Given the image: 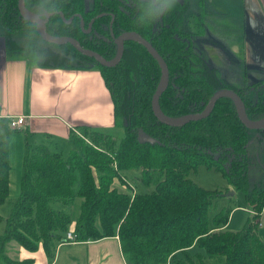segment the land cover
I'll return each instance as SVG.
<instances>
[{"label":"trees","instance_id":"16d2710c","mask_svg":"<svg viewBox=\"0 0 264 264\" xmlns=\"http://www.w3.org/2000/svg\"><path fill=\"white\" fill-rule=\"evenodd\" d=\"M24 5L40 18L50 14L48 35L73 38L107 61L116 56L115 39L124 32L148 41L167 67L168 84L158 104L169 118L202 112L222 88L240 97L249 120L264 117V94L250 100L248 89L228 84L194 48L205 22L202 12L187 15L188 0H24ZM81 23L85 30L91 24L89 33ZM0 26L9 55L30 65H94L109 94L114 126L123 127L118 143L109 133L85 126L70 136L65 150L26 143L19 197L0 235V264H36L39 247L49 258L55 243L68 242L67 233L74 236L71 242L117 237L131 264H264V244L257 235L264 206V127L247 129L226 97L217 99L203 119L179 127L161 123L151 111L159 66L133 40L124 41L118 63L105 67L70 44L43 41L37 26L19 15L17 0H0ZM8 123L0 120V205L9 197L8 136L15 129ZM139 130L152 142L139 143ZM249 131L255 132L252 140ZM198 163L214 167L227 185L244 192L253 215L238 232L224 228L231 208L209 219L222 192L200 188L188 178ZM123 171L136 175L128 180ZM134 181L143 192L133 191Z\"/></svg>","mask_w":264,"mask_h":264},{"label":"crops","instance_id":"0c3cea01","mask_svg":"<svg viewBox=\"0 0 264 264\" xmlns=\"http://www.w3.org/2000/svg\"><path fill=\"white\" fill-rule=\"evenodd\" d=\"M193 1L204 14L205 38L239 44L248 69L256 73L264 69V0H188L189 6ZM0 117L24 118L22 126L13 131L18 133L8 136L10 174L12 141H17L22 152L26 143L31 147L54 145L60 151L69 147L70 136L78 134L80 126L98 131L115 127L109 94L92 64L56 68L30 65L6 51L1 26ZM248 212L253 215L252 210ZM260 215L257 235L264 244V206ZM34 259L36 264H131L123 257L117 237L58 242L49 258L39 247Z\"/></svg>","mask_w":264,"mask_h":264},{"label":"rangeland","instance_id":"374dc122","mask_svg":"<svg viewBox=\"0 0 264 264\" xmlns=\"http://www.w3.org/2000/svg\"><path fill=\"white\" fill-rule=\"evenodd\" d=\"M199 12L200 10L196 2L193 1L189 6L187 15H197ZM193 45L196 50H202L204 56H207L208 65L215 68L220 77H222L225 81H227L229 84H231L233 87H236L237 89H248L247 96L250 100L255 101L258 97H260V95L264 94V84L251 85L254 82L264 81V69L257 70V73L248 69V67L243 62L239 44L209 41V39L205 38L204 23V31L202 35L195 36V39L193 40ZM37 56L39 60L43 59V55L40 52L37 54ZM103 132H107L112 135L116 141L115 143H118V141L123 137V127L120 126L114 127L111 130H104ZM16 133L18 132H14L10 135ZM254 135V131H249V140H252ZM17 147V141H12L10 157L12 170L10 174L9 197L5 201V203L0 205V216L2 217V221L0 223V235L3 233L5 219L8 217L11 204L15 199L19 197V179L21 175L22 165L21 155L23 157L22 153H24L25 147H23V152L21 151V149H17ZM49 148L52 151H57L54 145H50ZM262 151L263 153L261 159L262 163L264 164V145L262 146ZM62 155L66 156V153L62 152ZM135 173L132 171H123L122 175H125L127 179L130 180V177ZM188 178L200 188H204L206 190H221V197L217 198L214 206L209 211V219H213L223 208H234L230 213V220H228L226 230L230 232H238L240 229H242V225L244 224L246 219L251 217L249 216L250 214L248 212V210L251 211V208H249V206L246 204L245 194L243 191H235L231 186L227 185L226 180L222 178L221 174L214 167L206 166L202 163H198L196 165V168L190 171ZM130 185L133 191L135 192L144 191V188L136 181H134V185ZM123 191L129 192V190L127 189H123ZM229 191H233L234 195H226ZM78 202L79 200H77V203ZM12 246L13 244H10L8 248ZM12 255L13 254L10 252L11 257Z\"/></svg>","mask_w":264,"mask_h":264},{"label":"water","instance_id":"95a60500","mask_svg":"<svg viewBox=\"0 0 264 264\" xmlns=\"http://www.w3.org/2000/svg\"><path fill=\"white\" fill-rule=\"evenodd\" d=\"M17 8L19 15L27 20L30 23H34L37 26L38 34L42 38L43 41L52 43L54 45H63V44H70L72 47L80 52L81 54L85 56H89L94 59L95 62L99 63L100 65H103L105 67H111L114 66L116 63L119 62L122 52H123V46L124 41L126 40H133L140 44L142 47L146 49V51L152 56V58L157 62L159 69H160V80L158 83V86L152 96L151 99V111L153 113V116L160 121L161 123L172 126V127H179L182 126L190 121H197L200 119L205 118L212 110L214 103L217 99L221 97H226L231 99L237 109L238 117L242 124L250 130H259L264 127V118H262L259 122H252L247 118L245 108L243 103L241 102L240 98L230 89L222 88L217 90L213 93V95L210 97V99L207 102V105L203 109L202 112L196 113V114H189L181 118L172 119L167 116H165L158 104L159 97L163 93V91L166 89L168 84V71L167 67L162 60V58L158 55L156 50L152 47V45L141 38L138 34L134 32H124L122 33L118 38L115 39V44L117 46V53L114 59L107 61L104 58H102L99 54L83 49L79 43L70 37H52L48 35L45 31V23L47 22L50 14H47L45 18H40L32 13H30L24 5V0H17ZM69 23V21H66ZM81 28H83V23L80 24ZM84 29V28H83ZM91 29V24H89L88 28L85 30L86 33H89ZM137 140L139 143H146V142H152V138L149 137L147 134H145L142 130H139L137 132ZM231 192V191H230ZM231 194V193H230ZM227 195V194H226Z\"/></svg>","mask_w":264,"mask_h":264},{"label":"built area","instance_id":"2783aa9c","mask_svg":"<svg viewBox=\"0 0 264 264\" xmlns=\"http://www.w3.org/2000/svg\"><path fill=\"white\" fill-rule=\"evenodd\" d=\"M23 121H24L23 117L11 118V119H9V123L8 124H9L10 128L17 129V128L22 126ZM261 222H262V218H261V215H260L257 218V223L260 224ZM65 238L69 242V241H73L74 236L71 233H67Z\"/></svg>","mask_w":264,"mask_h":264},{"label":"bare ground","instance_id":"6f19581e","mask_svg":"<svg viewBox=\"0 0 264 264\" xmlns=\"http://www.w3.org/2000/svg\"><path fill=\"white\" fill-rule=\"evenodd\" d=\"M24 19V18H23ZM52 37H54V36H52ZM89 57V56H88ZM234 92V91H233ZM235 93V92H234ZM236 94V93H235ZM237 95V94H236ZM238 96V95H237ZM239 97V96H238ZM240 98V97H239ZM241 100V99H240ZM233 102V101H232ZM242 102V101H241ZM234 103V102H233ZM215 104V103H214ZM235 105V104H234ZM236 107V106H235ZM237 110V109H236ZM264 118V117H263ZM251 121V120H250ZM260 121V120H259ZM259 121H252V122H259ZM231 193V194H230ZM234 194V192L233 191H229L228 193H227V195L228 196H232ZM166 264H172V263H170L169 261L166 263Z\"/></svg>","mask_w":264,"mask_h":264},{"label":"flooded vegetation","instance_id":"af4514ba","mask_svg":"<svg viewBox=\"0 0 264 264\" xmlns=\"http://www.w3.org/2000/svg\"><path fill=\"white\" fill-rule=\"evenodd\" d=\"M46 16V15H45ZM44 19V18H43Z\"/></svg>","mask_w":264,"mask_h":264}]
</instances>
